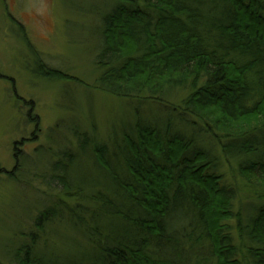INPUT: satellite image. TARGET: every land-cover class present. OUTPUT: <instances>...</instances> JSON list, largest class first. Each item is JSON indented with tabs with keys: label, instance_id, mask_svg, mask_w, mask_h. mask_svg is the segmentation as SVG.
I'll return each mask as SVG.
<instances>
[{
	"label": "trees",
	"instance_id": "1",
	"mask_svg": "<svg viewBox=\"0 0 264 264\" xmlns=\"http://www.w3.org/2000/svg\"><path fill=\"white\" fill-rule=\"evenodd\" d=\"M100 38L97 89L163 116L136 117L112 149L73 129L38 176L73 204L49 201L10 262L264 264V199L242 205L222 171L264 187V0H118ZM59 226L75 239L56 244Z\"/></svg>",
	"mask_w": 264,
	"mask_h": 264
},
{
	"label": "rangeland",
	"instance_id": "2",
	"mask_svg": "<svg viewBox=\"0 0 264 264\" xmlns=\"http://www.w3.org/2000/svg\"><path fill=\"white\" fill-rule=\"evenodd\" d=\"M117 1L0 0V264H12L9 254L27 241L49 201L73 204L38 177L60 152L76 147L73 129L112 149L136 117L163 116L158 103L116 98L95 86L101 19ZM39 64L50 77L38 74ZM183 97L176 94L167 106L179 107ZM232 168L222 171L242 205L264 199V187L234 179ZM59 229L56 244L62 234L66 244L75 239L65 226Z\"/></svg>",
	"mask_w": 264,
	"mask_h": 264
}]
</instances>
